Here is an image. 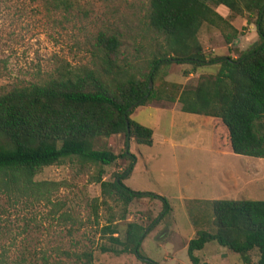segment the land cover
<instances>
[{"label":"rangeland","instance_id":"374dc122","mask_svg":"<svg viewBox=\"0 0 264 264\" xmlns=\"http://www.w3.org/2000/svg\"><path fill=\"white\" fill-rule=\"evenodd\" d=\"M73 2L69 10H62L49 7L45 0H0V94L14 86L60 78L82 66L95 67L99 63L95 41L100 32L119 36L120 65L130 67L137 75L147 70L145 67L163 42L148 23L149 0ZM241 29V48L238 44L226 45L205 24L197 37L208 57L231 51L237 56L257 41L255 25L253 30ZM217 69L216 64L195 68L189 63L173 62L161 66L152 87L171 82L195 84L200 72L216 73ZM188 70L197 73L190 72V76ZM154 104L170 106L172 102L137 106L130 113L132 120L152 129L153 142L146 145L129 140L135 161L130 177L123 182L131 189L161 192L170 208L147 230L141 254L157 264H191L188 240L198 228L214 229L212 200L182 198L196 194L209 199L264 200V158L213 150L210 129L197 121H182L179 110L172 115L173 110ZM124 141L122 133L92 140L94 148H107L118 155L123 152ZM128 162L118 157L109 165H99L71 158L44 166L34 179L54 183L48 200L14 199L0 192V254L4 253L9 261L24 258L31 264H40L43 255L54 264L65 260L76 264L77 254L91 250L94 264H148L133 254L115 255L100 250L107 241L102 228L109 220L123 239L128 222L148 227L162 209L159 199L136 198L128 205L125 218L119 219L121 202L113 198L102 202L99 171L103 180L111 181ZM232 182L237 186L229 187ZM195 202L197 208L192 206ZM214 249L225 251L227 257L218 259L222 264H244L239 253L219 247L215 241L199 252L200 263L204 259L216 262L211 259L217 253ZM249 257V264H257V249L249 251Z\"/></svg>","mask_w":264,"mask_h":264},{"label":"trees","instance_id":"16d2710c","mask_svg":"<svg viewBox=\"0 0 264 264\" xmlns=\"http://www.w3.org/2000/svg\"><path fill=\"white\" fill-rule=\"evenodd\" d=\"M45 2L62 10L74 5L73 0ZM218 6L226 8L225 16L216 10ZM236 16L255 25L256 43L235 58L230 54L208 57L197 37L202 24L213 28L229 44L238 35L231 24ZM148 23L163 42L145 67L147 70L138 75L118 62L119 36L100 32L95 41L99 58L95 67L82 66L60 78L14 86L0 94V192L14 199L48 200L54 183L34 179L40 168L71 158L99 165L125 158L128 165L115 173L113 180H103L99 171L102 202L106 198L120 201L119 219L125 218L128 205L136 198L159 199L162 209L148 227L128 222L123 239L109 220L102 228L107 241L100 250L133 254L138 260L157 264L141 254V243L147 230L170 208L165 197L133 190L123 182L135 161L129 140L152 144V129L132 120L130 113L137 106L157 101L178 102L182 111L210 119L214 148L264 158V0H149ZM173 62L189 63L195 68L216 64L218 69L216 73L200 72L195 84H154L149 90V80L154 82L161 66ZM131 105L134 107L128 111ZM119 133L125 136L121 154L93 147L94 138ZM211 212L214 229L198 228L187 243L191 264H209L200 263L195 251L210 241L239 253L244 264L250 262L249 251L257 249V264H264V200L215 199L211 201ZM76 256V264H94L91 250ZM0 264L31 262L25 263L24 258L9 261L2 253ZM40 264L54 263L43 255ZM57 264L69 263L65 260Z\"/></svg>","mask_w":264,"mask_h":264},{"label":"crops","instance_id":"0c3cea01","mask_svg":"<svg viewBox=\"0 0 264 264\" xmlns=\"http://www.w3.org/2000/svg\"><path fill=\"white\" fill-rule=\"evenodd\" d=\"M216 10L220 13V14H222L223 16H225L226 14H227V10H226V8L225 7H223V6H218L217 8H216ZM231 24L238 30V35H237V37H236V39H234V41L232 42V43H229V44H226V45H228V46H231L232 44H238V46L241 48V46H242V44H243V41L241 40L240 41V36H239V32L242 30L241 28H246V27H248V28H250V30L252 29V27L254 26L252 23H250V24H248L247 23V20H246V18L245 17H243V16H236L232 21H231ZM213 28H208V30H210V31H213L212 30ZM241 29V30H240ZM254 29V28H253ZM252 29V30H253ZM255 29H256V27H255ZM217 32V31H216ZM218 33V32H217ZM217 36H219L220 37V35H219V33H218V35ZM221 38V37H220ZM235 52H232L231 51V53H230V55L232 56V57H236L235 55L236 54H234ZM198 71H201V70H198ZM188 75H190V76H192V73H189ZM157 107L158 108H166V109H170V110H173V113H172V115H174V112H176V110H179V113H181V114H183V115H181L180 117H182V118H184V119H182V121H185V122H188V123H194L195 121H197L198 123H199V125L200 126H204L205 128H208V129H210V133H211V131H212V125H211V121H210V119H208L206 116H204V115H200V114H195V113H190V112H185V111H182L181 110V108H180V104L178 103V102H172V105H157ZM196 115H199V116H201V119H198V118H200V117H196ZM186 119V120H185ZM198 119V120H197ZM171 125L173 126V129H174V120H173V118H172V120H171ZM163 141L164 142H166L167 141V136L166 137H164L163 138ZM152 142H153V139H152ZM211 148L213 149V150H216V151H219V152H225V151H220V150H218V149H216V148H214L212 145H211ZM227 153H230V152H227ZM233 154V153H232ZM131 174V173H130ZM128 177H130V175L128 176ZM127 177V178H128ZM237 177V176H236ZM127 178H125L124 179V181L127 179ZM233 180H235V178L233 179ZM237 186V184H236V182H232L230 185H229V187H236ZM133 190H136V191H146V192H150V191H148V190H139V189H133ZM156 194V193H155ZM158 195H161V196H163L162 195V193L160 192V193H157ZM182 199H185V200H190V201H210V200H215V199H220V198H211V199H209V198H202L201 196H198V195H196V194H190V195H185L184 196V198H182ZM196 204H193L192 206H194V207H196L197 208V202H195ZM200 208H202V206H200V207H198V209H200ZM199 213L200 214H202V210L200 209V211H199ZM194 233H195V231H194ZM190 240V239H189ZM188 240V241H189ZM212 241H210V242H207V243H205V245L203 246V248L202 249H200V250H196L195 251V255L196 256H198V258H200V256H199V252L201 251V250H203V249H205L207 246H208V244L209 243H211ZM188 243V242H187ZM142 244V243H141ZM219 245V244H218ZM219 247H223V246H221V245H219ZM226 248V247H225ZM215 250V249H214ZM225 250V249H224ZM217 251V253H215L214 255H212L211 257V259H213L214 261H216V262H212V261H209L208 259H204V262H207V263H209V264H222V262L220 261V260H218V259H222V258H224V257H227V255H226V253H225V251H221V250H215V252ZM217 254V255H216ZM190 261V260H189ZM202 262V261H201Z\"/></svg>","mask_w":264,"mask_h":264},{"label":"water","instance_id":"95a60500","mask_svg":"<svg viewBox=\"0 0 264 264\" xmlns=\"http://www.w3.org/2000/svg\"><path fill=\"white\" fill-rule=\"evenodd\" d=\"M151 87H152V80H149V83H148V88H149V90L151 89ZM133 107H134V105H131V106L128 108V111H130L131 109H133ZM126 124H127V121H126ZM127 126H128V124H127Z\"/></svg>","mask_w":264,"mask_h":264}]
</instances>
